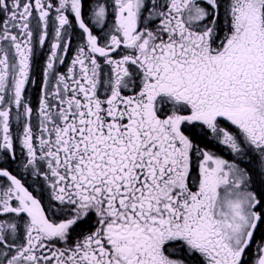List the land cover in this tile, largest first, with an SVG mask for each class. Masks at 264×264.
<instances>
[{
	"label": "snow or ice",
	"instance_id": "obj_1",
	"mask_svg": "<svg viewBox=\"0 0 264 264\" xmlns=\"http://www.w3.org/2000/svg\"><path fill=\"white\" fill-rule=\"evenodd\" d=\"M0 264H264V0H0Z\"/></svg>",
	"mask_w": 264,
	"mask_h": 264
},
{
	"label": "flooded vegetation",
	"instance_id": "obj_2",
	"mask_svg": "<svg viewBox=\"0 0 264 264\" xmlns=\"http://www.w3.org/2000/svg\"><path fill=\"white\" fill-rule=\"evenodd\" d=\"M87 7V6H86ZM71 57V53H69V58ZM40 62H43V57H41ZM37 77H38V73H37ZM31 87V86H30ZM31 95H32V101H33V106L36 105L37 103V97H38V89L37 88H32L31 91Z\"/></svg>",
	"mask_w": 264,
	"mask_h": 264
}]
</instances>
